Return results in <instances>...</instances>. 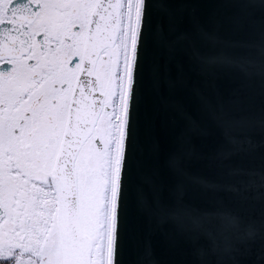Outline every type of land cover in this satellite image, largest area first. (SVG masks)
Wrapping results in <instances>:
<instances>
[{
    "label": "snow or ice",
    "instance_id": "snow-or-ice-1",
    "mask_svg": "<svg viewBox=\"0 0 264 264\" xmlns=\"http://www.w3.org/2000/svg\"><path fill=\"white\" fill-rule=\"evenodd\" d=\"M220 6L234 11L206 30L186 0H0V264H157L164 225L195 264H264V110L239 115L193 87L223 130L206 158L220 179L183 166L185 57L264 89V0ZM173 112L189 126L162 166L154 133Z\"/></svg>",
    "mask_w": 264,
    "mask_h": 264
},
{
    "label": "water",
    "instance_id": "water-1",
    "mask_svg": "<svg viewBox=\"0 0 264 264\" xmlns=\"http://www.w3.org/2000/svg\"><path fill=\"white\" fill-rule=\"evenodd\" d=\"M193 15L198 16L202 26L211 30V20L222 18L225 14H231L234 10L221 7V0H186ZM252 14L259 17L261 10L257 7L252 9ZM222 35L231 33L221 31ZM186 71L189 77V87L178 93L176 99L183 105L184 112L195 122L196 130L188 133L189 147L193 157L183 162V166L192 175H197L209 181L220 179L215 169L208 166L207 157L214 155L224 144L223 130L211 119L207 110L201 104L200 99L192 92L193 87H198L212 102L218 99L226 105L239 101V115L250 116L254 119L261 117L264 110V89L258 79L249 82L235 69H216L215 75H202L193 65L187 62L185 57ZM188 121L180 113L173 112L166 122L157 123L155 137L162 145L164 152L161 156V165L168 156L172 155L177 148V137L188 128ZM252 140L259 142V131L251 133ZM259 151V150H258ZM204 157V158H198ZM229 163L233 166L247 164V160L239 155L233 156ZM165 175L169 184L176 181L175 173L165 167ZM227 200L228 193H221ZM152 258L157 264H195L193 246L176 236L172 225H164L162 230L156 231L151 236ZM201 243H205L202 239ZM247 259H255V255ZM129 256L125 257L128 264Z\"/></svg>",
    "mask_w": 264,
    "mask_h": 264
}]
</instances>
